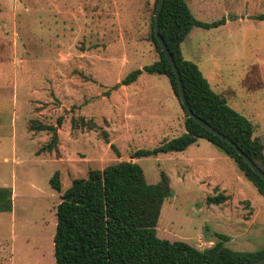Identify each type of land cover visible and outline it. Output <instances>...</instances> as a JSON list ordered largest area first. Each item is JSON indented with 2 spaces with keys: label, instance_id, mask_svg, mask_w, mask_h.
Returning <instances> with one entry per match:
<instances>
[{
  "label": "rangeland",
  "instance_id": "374dc122",
  "mask_svg": "<svg viewBox=\"0 0 264 264\" xmlns=\"http://www.w3.org/2000/svg\"><path fill=\"white\" fill-rule=\"evenodd\" d=\"M188 1L195 19L225 23L192 28L180 45L183 58L264 143V19H256L264 0ZM153 5L0 0V187L12 191V211L0 214V264H55L61 193L90 170L123 161L137 163L148 184L161 172L169 178L158 238L204 250L223 235L230 250L264 249V199L216 146L199 139L181 153L130 159L180 136L184 127L165 76L143 72L129 91L120 84L158 60L149 40ZM59 117L56 149L37 155L51 134L30 127L55 126ZM164 119L170 123L160 124ZM56 171L61 193L49 186ZM216 195L226 201L208 205Z\"/></svg>",
  "mask_w": 264,
  "mask_h": 264
},
{
  "label": "trees",
  "instance_id": "16d2710c",
  "mask_svg": "<svg viewBox=\"0 0 264 264\" xmlns=\"http://www.w3.org/2000/svg\"><path fill=\"white\" fill-rule=\"evenodd\" d=\"M157 1L154 0L150 19L149 40L158 54V60L131 71L120 84L128 86L136 82L143 72L165 76L184 113V133L151 150H137L130 159L181 153L203 139L231 159L264 199V181L238 153L185 114L178 98L174 73L154 34ZM256 19H264V13ZM224 23V19L212 23L195 19L185 0H164L158 17V31L177 66L191 112L230 139L264 172V143L253 138L251 123L231 109L224 98L214 93L198 67L181 54L180 45L192 28L210 29ZM62 120V117L57 118L55 126L30 127L34 131L51 134L50 140L37 151V155L56 149L57 129ZM71 123L76 127L74 119ZM49 186L61 193L58 171L50 178ZM170 195L169 178L165 173H160L156 184H148L141 167L131 161L109 165L101 171L90 170L86 178L72 180L61 193L56 206L53 236L55 264H255L264 257V249L239 252L226 248L224 242L228 241V237L223 235H217L218 241L204 250L182 241L158 238L156 225L160 210ZM225 201L226 198L220 195L206 199L208 205H220ZM11 211L12 191L0 187V213Z\"/></svg>",
  "mask_w": 264,
  "mask_h": 264
},
{
  "label": "water",
  "instance_id": "95a60500",
  "mask_svg": "<svg viewBox=\"0 0 264 264\" xmlns=\"http://www.w3.org/2000/svg\"><path fill=\"white\" fill-rule=\"evenodd\" d=\"M163 3H164V0H158L157 4H156V9H155V13H154V34H155L156 41H157L161 51L164 53V56H165L166 60L168 61L169 65L172 68V71L174 73V77H175V80H176V86H177V92H178V98H179V101H180V103H181V105L183 107V110H184L185 114L189 118H191L194 122H196L198 125H200L202 128H204L205 130L209 131L214 136H216L220 140H222L225 143H227L228 145H230L238 153V155L245 161V163L249 166V168L253 172H255L264 181V172L254 162H252L237 147L236 144H234L230 139H228L227 137H225L224 135H222L221 133H219L218 131L213 129L206 122H204L203 120H201L200 118L195 116L191 112L189 107L187 106V103H186V100H185V97H184L183 86H182V81H181V78H180L179 71L177 69V66H176V64H175V62L173 60V57H172L171 53L167 49L163 39L159 35V31H158V17H159V13H160V11L162 9ZM255 264H264V257L258 259L255 262Z\"/></svg>",
  "mask_w": 264,
  "mask_h": 264
},
{
  "label": "crops",
  "instance_id": "0c3cea01",
  "mask_svg": "<svg viewBox=\"0 0 264 264\" xmlns=\"http://www.w3.org/2000/svg\"><path fill=\"white\" fill-rule=\"evenodd\" d=\"M185 2H186V4H187V6L189 7L190 5L192 6V4H191V2L190 1H188V0H185ZM206 4V3H205ZM205 4H202V5H205ZM135 83V82H134ZM133 84V83H132ZM131 85V84H130ZM130 85H128V86H124V89H127L128 91L130 90ZM123 88V87H122ZM149 89V88H148ZM134 95H132L131 97L130 96H127L126 97V100L127 101H129L130 100V98H132ZM144 98H145V96H144ZM147 98V97H146ZM151 99H153V98H151ZM134 101H136L135 99H134ZM179 106V105H178ZM178 109H179V111H180V113H182V110L180 109V106L178 107ZM181 116V115H180ZM179 116V117H180ZM164 121L165 122H169L170 123V121H169V119H164V120H162L161 122H160V124H162V123H164ZM183 133H184V127H183ZM182 133V134H183ZM1 214V213H0ZM2 245H0V247H1Z\"/></svg>",
  "mask_w": 264,
  "mask_h": 264
}]
</instances>
